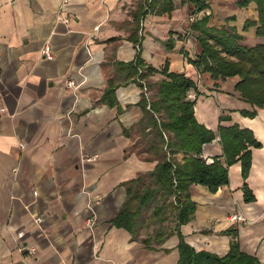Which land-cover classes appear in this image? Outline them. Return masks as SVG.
Returning <instances> with one entry per match:
<instances>
[{"label":"crops","instance_id":"obj_1","mask_svg":"<svg viewBox=\"0 0 264 264\" xmlns=\"http://www.w3.org/2000/svg\"><path fill=\"white\" fill-rule=\"evenodd\" d=\"M208 1L207 13L219 26L240 32L246 19H257L254 5L248 14L237 5L220 6L230 0ZM146 3L69 0L60 11L61 0H0V264L178 263V235L155 249L141 241L158 228L154 219L148 224L153 205L141 209L137 237L114 224L128 186L143 192L164 154L149 105L143 106L155 100L163 75L129 77L122 66L138 52L145 68L160 70L168 61L170 71L196 81L197 90L190 91L195 115L216 133L203 146L208 162L223 153L219 124L249 128L260 141L246 180L237 162L229 167V183L216 192L190 187L196 210L181 231L196 250L222 256L234 238L226 232L235 229L240 250L264 264V107L241 98L238 76L214 80L189 62L201 51L189 33L192 4L141 15L142 6L149 10ZM233 15L234 21L225 19ZM171 32L176 43L168 50L160 40ZM45 46L51 58L44 56ZM253 108L254 117L240 113ZM244 183L254 196L250 202ZM235 215L241 219L232 220Z\"/></svg>","mask_w":264,"mask_h":264},{"label":"trees","instance_id":"obj_2","mask_svg":"<svg viewBox=\"0 0 264 264\" xmlns=\"http://www.w3.org/2000/svg\"><path fill=\"white\" fill-rule=\"evenodd\" d=\"M186 2L193 5L194 15L189 24V33L201 47L195 58L188 59L189 62L198 72L209 73L214 80L238 76L235 89L241 98L253 107H264V0H236L240 9L254 5L257 11V19L248 18L242 26L243 31L255 27L256 35L263 38L253 46L241 42L244 36L236 26H219L214 22L213 13H207L211 8V1L208 0H150L147 3L149 10H144L142 6L141 15L147 11L171 13L179 4ZM235 19L234 15L229 18L233 21ZM135 41L139 40L136 38ZM175 43L176 39L171 32L164 41L166 49H174ZM182 53L188 56V52L182 50ZM122 66L128 71L129 77H147L154 72L163 75L158 83L155 100L147 101L143 106L146 109L149 105L146 113L152 116L149 121H153L156 126L158 149L160 154H164L155 170L150 172L151 182L143 192L135 190L131 184L128 186V198L114 224L126 228L137 237L139 224L144 223L140 222V211L153 205L152 217L159 225L141 239L147 248L155 249L176 234L179 236L180 253L177 264H262L256 255L240 250L235 240V229L226 232L233 233L234 238L229 252L222 256L207 250H196L186 241L181 231V226L192 219L196 210V203L190 195L193 184L205 185L210 191L216 192L229 183V167L237 162L241 163L242 176L247 179L252 165V148L261 146L253 131L238 124H219L218 134L223 153L208 162L203 157V146L212 142L216 133L200 123L195 115L196 98H190L189 94L192 89L197 90L196 81L184 72L170 71L168 61L160 70L152 66L145 68L140 52L133 61L122 63ZM112 92V89L108 90V100H113ZM240 113L254 117L257 110H241ZM223 119L226 118L220 116V121ZM176 154H182V160H177ZM140 180L138 178L132 182L138 183ZM243 190L245 200L252 201L254 196L247 183H244Z\"/></svg>","mask_w":264,"mask_h":264},{"label":"rangeland","instance_id":"obj_3","mask_svg":"<svg viewBox=\"0 0 264 264\" xmlns=\"http://www.w3.org/2000/svg\"><path fill=\"white\" fill-rule=\"evenodd\" d=\"M148 3V2H147ZM146 3V4H147ZM220 6L222 7V6H236V0H230L229 2L227 1V3H225V4H220ZM251 6V5H250ZM191 8H193V7H191ZM250 8H252V6L250 7ZM249 7L246 9V10H249L250 9ZM248 12V14H251V10H249V11H247ZM231 16H229L228 17V19L227 18H225L226 20H229V18H230ZM253 27L251 28V29H249L248 31H242V29L240 30V33L241 34H243V35H245L246 36V38H245V40H243V43H245L246 45H248V46H253V45H256L257 44V39L256 38H261V39H258V40H260V42L263 40L262 39V37H259V36H257L256 35V33H253L252 34V32H253ZM160 41H165V40H160ZM242 42V41H241ZM230 78H232V77H230ZM149 214H148V216H150V218H149V220H148V224L151 226L152 224H153V219H154V217H152L153 215H152V213H153V209L152 208H150L149 209ZM154 223H155V220H154ZM172 223H170V225H171ZM261 261V260H260Z\"/></svg>","mask_w":264,"mask_h":264},{"label":"built area","instance_id":"obj_4","mask_svg":"<svg viewBox=\"0 0 264 264\" xmlns=\"http://www.w3.org/2000/svg\"><path fill=\"white\" fill-rule=\"evenodd\" d=\"M68 1L69 0H61V4H60V7H59L60 8V11H63V9H64L65 5L68 3ZM193 19H194V15H191L189 17V20L191 21ZM62 20L65 21V22H68L69 21V17H67V16L66 17H63ZM43 54L47 58H51L52 57L51 50H50V47L49 46H45L44 47ZM67 86L68 87H71V88H74V89L77 88V85L75 84V82L73 80H68L67 81ZM189 97L190 98H195L193 94H189ZM239 219H241V217L238 216V215H235V216L232 217V220H239ZM90 224H92V223H90ZM19 236H22V234L19 233ZM35 251H36L35 248H31V252L34 253Z\"/></svg>","mask_w":264,"mask_h":264}]
</instances>
